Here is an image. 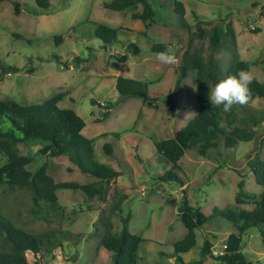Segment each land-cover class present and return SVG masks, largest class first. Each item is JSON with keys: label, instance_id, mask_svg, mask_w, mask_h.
<instances>
[{"label": "rangeland", "instance_id": "1", "mask_svg": "<svg viewBox=\"0 0 264 264\" xmlns=\"http://www.w3.org/2000/svg\"><path fill=\"white\" fill-rule=\"evenodd\" d=\"M50 1L48 13L38 14L35 0H0V61L18 70L0 81V100L9 98L31 106L64 94L58 106L74 110L85 121L83 135L94 140L97 161L120 176L112 182L105 203L98 198L88 201L80 191H58L66 217L62 222L32 220L26 197L5 192L3 204L9 219L33 234L71 233L61 248L38 257L43 264H112L111 254L100 245L101 236L109 218L119 233L127 217L129 231L144 240L137 264H224L210 256L202 261L201 251L206 240L212 243L213 252L220 251L237 232L234 225L215 219L197 231V245L189 253L177 256L174 244L187 234L178 209L188 198L207 216L215 209L253 210L262 193L252 169L264 160V123L255 129L250 143L239 142L226 149L221 142L206 158L187 152L177 171L181 182L160 181L172 165L157 153L155 143L174 138L197 115L196 72L176 87L185 52L200 51L206 60L208 34L213 29L226 32L222 40L226 48L216 54L221 78L226 77L233 57L229 51L235 48L239 60L254 64L248 71L253 79L264 83V0H181L184 17L174 12L171 0H149L156 12L150 26L132 19V14L143 11L141 6L113 12L104 7L112 0ZM13 2L22 6L19 15ZM98 24L125 30L109 46L92 35ZM153 44H171L177 63L162 65L151 51ZM119 77L147 83L151 98L158 99L155 107L137 98L123 100L116 90ZM248 107L262 115L264 99L256 98ZM108 111L109 117L103 119ZM108 144L114 148L111 156L104 150ZM45 147L46 143L37 140L19 145L21 154L32 159L29 171L35 173L46 163L56 183L96 181L76 168L69 170L66 157L44 154ZM6 160L0 157V168ZM241 181L250 197L243 198L244 204L236 202ZM122 195L127 199L121 211L111 216ZM76 235L80 237L74 245ZM241 251L250 264H264V243L257 230L243 236Z\"/></svg>", "mask_w": 264, "mask_h": 264}, {"label": "trees", "instance_id": "2", "mask_svg": "<svg viewBox=\"0 0 264 264\" xmlns=\"http://www.w3.org/2000/svg\"><path fill=\"white\" fill-rule=\"evenodd\" d=\"M6 1V0H2ZM39 9L36 13H48L51 8L50 0H35ZM15 13H21V4L13 2ZM174 12L180 16L186 15V9L181 0H171ZM141 6V13L132 14L133 20H139L150 26L154 24L156 12L149 0H112L104 4L105 9L113 12H124L128 9ZM125 29H114L98 24L95 29V38L105 45H114L118 42L120 32ZM202 32V31H200ZM202 36V35H200ZM210 46L206 60L200 51L193 55L185 52L181 66L179 88L190 72L197 76V103L198 113L181 129L174 138L155 143L157 153L172 165V169L160 177L162 182L180 181L177 171L181 170L179 162L187 152H195L201 158H206L210 152L219 149L223 142L226 149H233L239 142L250 143L254 139L255 129L264 123V114L246 107L234 106L230 113H224L222 108L213 107L209 101V91L219 81L240 70L249 71L253 63L238 59L235 48L229 51L233 57L229 62L226 77L221 78L220 61L216 58L218 51L226 48L222 40L226 37L223 29L215 28L209 34ZM60 37H57L59 44ZM171 44H153L151 51L158 54ZM0 81L6 74L16 73L15 67L6 66L0 61ZM145 82L119 77L116 81V90L123 100L141 99L150 107L158 99L151 98ZM252 101L256 98L264 99V83L256 79L250 85ZM64 94H59L39 105L23 106L13 99L0 100V157L7 158L0 168V264H43L38 258L44 251H55L62 247L66 238H71L69 231H57L42 234H33L12 222L10 213L3 204L5 192L13 193L17 198L26 197L28 214L32 220L48 223L62 222L66 219L64 209L59 203L58 191L71 190L82 192L88 201L99 199L105 203L108 191L113 181L120 176L113 168L97 161L94 151V140L83 135L85 121L71 109H61L58 104ZM113 107L106 109L110 110ZM109 117V111L104 113L103 119ZM223 123L224 126H221ZM37 140L46 143L43 150L52 158L66 157L70 163L69 170H80L84 175L93 177L95 182L81 185L76 182L56 183L48 173L45 163L35 173L27 169L32 163L30 157L23 156L19 145L27 141ZM107 155L113 154V146L105 145ZM252 172L258 186L262 188L256 207L251 210H236L226 208L215 209L211 216L205 215L200 207L190 204L185 198L178 209L181 222L187 229L186 236L174 244L177 256L189 253L197 245V231L215 219H222L234 225L237 232L231 234L226 241L227 249L224 255L213 257L212 243L206 240L201 251L202 261L207 257L224 264H250L241 251L242 238L250 230H257L264 243V160L257 162ZM250 198L244 193V182L239 183V193L236 197L238 204H244L243 198ZM127 199L122 195L114 204L111 216L121 211L123 202ZM172 205L176 202L172 201ZM5 214L7 216H5ZM105 224V232L101 236V247L111 254L112 264H137L138 250L144 241L141 237L132 234L128 229L130 217L122 220L123 228L116 233L112 220ZM97 222L95 226H99ZM74 245H77L79 235H76ZM34 257L33 260L30 257ZM179 260V259H178Z\"/></svg>", "mask_w": 264, "mask_h": 264}, {"label": "clouds", "instance_id": "3", "mask_svg": "<svg viewBox=\"0 0 264 264\" xmlns=\"http://www.w3.org/2000/svg\"><path fill=\"white\" fill-rule=\"evenodd\" d=\"M162 65L172 66L177 63V56L173 47H166L157 54ZM253 77L248 71L240 70L219 81L209 91V101L213 107L222 108L224 113H230L234 106L246 107L252 102L251 83ZM191 113L187 114L190 115ZM221 126H224L221 123Z\"/></svg>", "mask_w": 264, "mask_h": 264}, {"label": "built area", "instance_id": "4", "mask_svg": "<svg viewBox=\"0 0 264 264\" xmlns=\"http://www.w3.org/2000/svg\"><path fill=\"white\" fill-rule=\"evenodd\" d=\"M227 249V245L225 244L220 251H214V257L222 256L225 253V250Z\"/></svg>", "mask_w": 264, "mask_h": 264}]
</instances>
